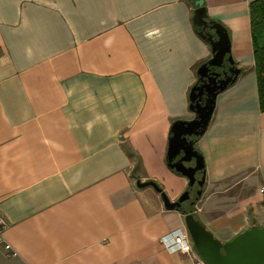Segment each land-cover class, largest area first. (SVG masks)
<instances>
[{"label": "crops", "instance_id": "1", "mask_svg": "<svg viewBox=\"0 0 264 264\" xmlns=\"http://www.w3.org/2000/svg\"><path fill=\"white\" fill-rule=\"evenodd\" d=\"M202 0L239 71L194 143L205 181L194 217L226 243L264 228V110L250 5ZM186 0H0V264H193L161 239L191 187L167 165L212 57ZM189 196V195H188ZM187 203V200H184ZM4 243L9 244L6 251Z\"/></svg>", "mask_w": 264, "mask_h": 264}, {"label": "water", "instance_id": "2", "mask_svg": "<svg viewBox=\"0 0 264 264\" xmlns=\"http://www.w3.org/2000/svg\"><path fill=\"white\" fill-rule=\"evenodd\" d=\"M194 7L193 22L199 36L211 46L212 57L199 67L197 84L190 93V110L194 118L190 121H176L171 127L167 165L186 177L190 187L196 185L201 188L205 181L203 159L189 138L203 135L210 122L217 95L235 82L239 71L231 60L230 42L225 29L208 20L202 0H197ZM149 186L160 194L167 210L182 209L181 202L189 195L185 192L177 201L171 202L154 182L137 183L139 188ZM200 194L198 190L196 198ZM193 204L182 209L185 228L196 253L206 264H264V228L252 226L222 243L194 217Z\"/></svg>", "mask_w": 264, "mask_h": 264}, {"label": "trees", "instance_id": "3", "mask_svg": "<svg viewBox=\"0 0 264 264\" xmlns=\"http://www.w3.org/2000/svg\"><path fill=\"white\" fill-rule=\"evenodd\" d=\"M193 8L197 0H186ZM251 34L260 109L264 110V0L250 5ZM198 30V29H197ZM181 211V209H180ZM183 213V211H182ZM184 214V213H183Z\"/></svg>", "mask_w": 264, "mask_h": 264}, {"label": "built area", "instance_id": "4", "mask_svg": "<svg viewBox=\"0 0 264 264\" xmlns=\"http://www.w3.org/2000/svg\"><path fill=\"white\" fill-rule=\"evenodd\" d=\"M259 195L262 198V205L264 210V187H261L259 189ZM2 225H3V221L0 215V229ZM0 241L2 242L1 235H0ZM161 242L165 250L170 254L187 255L193 258V264H206L196 253L192 245L190 236L186 230H178L175 232H170L161 239ZM3 248L6 251H10L13 256H16V253L12 251L9 244L4 243Z\"/></svg>", "mask_w": 264, "mask_h": 264}, {"label": "flooded vegetation", "instance_id": "5", "mask_svg": "<svg viewBox=\"0 0 264 264\" xmlns=\"http://www.w3.org/2000/svg\"><path fill=\"white\" fill-rule=\"evenodd\" d=\"M204 31L206 32L207 30L205 29ZM215 71L220 72L219 69H216ZM220 78H221V76L218 77V78L216 79V81H218ZM197 138H198V137H197ZM197 138H196V137H191V138H189V140H192V141H193V144H194V143H195V140H196ZM186 165L189 166V164H186ZM195 186H196V185L192 186L191 189H194ZM196 189H197V191L199 190L197 186H196ZM190 193H191V190H190ZM187 200H188V199H187ZM184 204H185V202L182 201V202H181V208H182V207L185 208V207H184ZM192 204H193V202H191V201L188 202V206H187L186 208H189ZM194 204H195V203H194ZM194 204H193V206H194Z\"/></svg>", "mask_w": 264, "mask_h": 264}, {"label": "rangeland", "instance_id": "6", "mask_svg": "<svg viewBox=\"0 0 264 264\" xmlns=\"http://www.w3.org/2000/svg\"><path fill=\"white\" fill-rule=\"evenodd\" d=\"M196 193H197V189H196V186L194 187V189H191V193L189 192V196H188V202H194L195 200V197H196ZM188 202L184 204V207H187L188 206Z\"/></svg>", "mask_w": 264, "mask_h": 264}]
</instances>
